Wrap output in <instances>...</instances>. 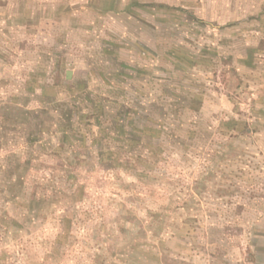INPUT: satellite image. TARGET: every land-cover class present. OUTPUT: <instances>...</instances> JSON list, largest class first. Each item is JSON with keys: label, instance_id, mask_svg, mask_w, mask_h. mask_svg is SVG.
Returning a JSON list of instances; mask_svg holds the SVG:
<instances>
[{"label": "rangeland", "instance_id": "rangeland-1", "mask_svg": "<svg viewBox=\"0 0 264 264\" xmlns=\"http://www.w3.org/2000/svg\"><path fill=\"white\" fill-rule=\"evenodd\" d=\"M0 264H264V0H0Z\"/></svg>", "mask_w": 264, "mask_h": 264}]
</instances>
